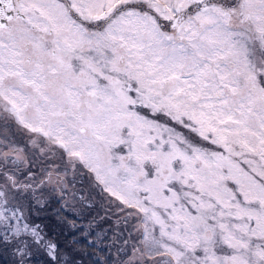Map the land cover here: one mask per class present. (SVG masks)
<instances>
[{"label":"snow or ice","instance_id":"snow-or-ice-1","mask_svg":"<svg viewBox=\"0 0 264 264\" xmlns=\"http://www.w3.org/2000/svg\"><path fill=\"white\" fill-rule=\"evenodd\" d=\"M52 202L72 244L115 225L95 264H264V0H0L13 264H78Z\"/></svg>","mask_w":264,"mask_h":264},{"label":"rangeland","instance_id":"rangeland-1","mask_svg":"<svg viewBox=\"0 0 264 264\" xmlns=\"http://www.w3.org/2000/svg\"><path fill=\"white\" fill-rule=\"evenodd\" d=\"M81 186L84 188V194L87 195L89 190L87 180H81L76 185L77 189L81 188ZM77 194L79 195V193ZM59 208L60 204L52 202L47 210L41 211L38 214L36 222L42 224L45 231L48 232L52 238L56 239L61 244L62 248L74 249L78 264H95L97 260L103 261V259L107 258L109 255H111L113 259L116 258V247L113 246V237L115 233L114 224H103V228L107 229L112 227L113 231L108 232L107 239H105L104 243L99 245L95 250L83 242L79 245L72 244L70 230L60 222V217L56 214V210ZM60 215L62 216L63 213L61 212ZM99 248H104L105 251L100 252ZM0 258H2V261L5 264H13L14 256L12 255L11 249H8L7 251L0 249ZM46 260L47 258L42 253L37 254L32 258L31 264H46Z\"/></svg>","mask_w":264,"mask_h":264},{"label":"flooded vegetation","instance_id":"flooded-vegetation-1","mask_svg":"<svg viewBox=\"0 0 264 264\" xmlns=\"http://www.w3.org/2000/svg\"><path fill=\"white\" fill-rule=\"evenodd\" d=\"M0 264H5V263L2 261V258H0Z\"/></svg>","mask_w":264,"mask_h":264}]
</instances>
